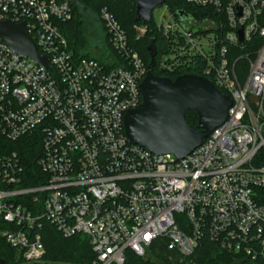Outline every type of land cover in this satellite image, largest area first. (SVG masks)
Listing matches in <instances>:
<instances>
[{
  "label": "built area",
  "instance_id": "2783aa9c",
  "mask_svg": "<svg viewBox=\"0 0 264 264\" xmlns=\"http://www.w3.org/2000/svg\"><path fill=\"white\" fill-rule=\"evenodd\" d=\"M187 2L213 8L217 19L182 30L170 55L206 60L203 76L232 105L225 122L178 159L125 133L148 68L111 11L101 9L100 18L123 59L115 67L70 48L60 24L73 18V0H0V20L25 22L50 67L0 40V236L17 250L14 264L41 260L44 222L65 237H86L91 264H125L127 250L145 257L159 239L180 261L209 239L264 264V0ZM170 20L161 19L166 30ZM252 43V57L230 60L231 46ZM240 58L249 63L244 78ZM26 138L40 142L31 173L13 145Z\"/></svg>",
  "mask_w": 264,
  "mask_h": 264
},
{
  "label": "trees",
  "instance_id": "16d2710c",
  "mask_svg": "<svg viewBox=\"0 0 264 264\" xmlns=\"http://www.w3.org/2000/svg\"><path fill=\"white\" fill-rule=\"evenodd\" d=\"M62 1V0H58ZM74 3V16L71 20L60 24L61 31L67 37L70 48L77 56L97 57L100 61L107 64L109 67L121 65L123 59L112 48L107 33L105 34L106 50L100 55H92L83 51V44L81 42L83 32V20L76 9ZM83 6H88L96 12L107 8L111 11L121 27L126 32L129 46L136 50L144 61L146 67L150 62V54L148 46L151 41H154L156 55L155 66L152 72L157 76L169 77L175 79L181 74H194L198 76L205 75L206 60L200 57L188 60L185 57L182 59L173 58L170 54L175 51V38L182 39L181 31L193 28L188 26L186 19L190 18L195 21H202L205 19H217L216 13L211 7H204L193 5L187 0H166L164 5L171 13V23L175 24L173 29H165L163 24L152 19L149 22L137 21L135 19L136 1L135 0H81L79 2ZM179 11H184L185 14L180 17ZM103 24V22H102ZM139 25H146V34L144 36L138 35L136 31ZM104 26V24H103ZM105 29V27H104ZM106 32V30H105ZM196 32V31H195ZM147 35V36H146ZM258 48L256 43L246 44L243 48L240 46H231L229 58L232 62L240 55L248 54L252 57ZM164 61L167 65L176 66V72L162 67L160 62ZM248 59L240 58L236 62V71L240 78H244L248 72ZM187 121L190 124L197 125L198 116L194 111H187ZM23 143H14L15 149L18 150L26 160L29 167V172L35 171V152H40V142L26 138ZM38 155V154H37ZM32 180L29 181L31 183ZM42 235L45 246V253L42 256L40 264H91L95 259V253L89 240L82 235H74L65 237L60 234L57 229L48 222H44L42 227ZM127 261L125 264H156L162 262L163 264H175L172 260H177L176 253L168 250L166 241L159 239L152 244L150 257H139L131 250L126 251ZM172 256L173 259H168ZM0 257L8 264H14L18 259V252L15 248L6 243L4 238L0 236ZM188 264H251L249 259L244 258L240 254H235L221 248L216 243L209 239H204L201 245L195 252L186 258Z\"/></svg>",
  "mask_w": 264,
  "mask_h": 264
},
{
  "label": "water",
  "instance_id": "95a60500",
  "mask_svg": "<svg viewBox=\"0 0 264 264\" xmlns=\"http://www.w3.org/2000/svg\"><path fill=\"white\" fill-rule=\"evenodd\" d=\"M137 21L149 22L155 8L166 0H135ZM182 17L185 12L179 11ZM0 40L13 51L40 65L49 67L48 57L41 55L25 22L0 20ZM240 42H243L240 31ZM150 62L140 84L142 103L124 117L125 133L131 143L155 154H173L183 159L196 149L228 116L232 99L211 80L194 74H181L175 79L157 76L154 41L148 46ZM256 98L252 97V102ZM198 116L197 125L187 121V111ZM0 264H8L0 257Z\"/></svg>",
  "mask_w": 264,
  "mask_h": 264
},
{
  "label": "rangeland",
  "instance_id": "374dc122",
  "mask_svg": "<svg viewBox=\"0 0 264 264\" xmlns=\"http://www.w3.org/2000/svg\"><path fill=\"white\" fill-rule=\"evenodd\" d=\"M76 4V9L79 15L82 17V20L84 22L83 24V32L81 37V42L83 44V51L88 52L92 55H100L103 51L106 50V43H105V29L102 24L101 18H100V12H96L93 9L89 8L88 6H83L79 2L81 0H74ZM164 13H166L164 15ZM171 13L168 9L165 8V5H159L157 8L153 10V17L154 20L157 22H161V19L163 18L164 21H167V19L170 16ZM186 22L188 23V26L190 27H199L205 28L207 24L201 22V21H195L191 20L190 18L186 19ZM209 26V25H208ZM207 26V27H208ZM146 25H139L137 27L136 31L138 32V35L144 36L146 34ZM196 29V28H195ZM147 36V35H146ZM150 253L145 256L144 258H149ZM168 259H173L169 255ZM40 260L35 262H20L18 264H40ZM175 264H188V261L186 259L184 261L180 260H172ZM156 264H163L162 262H156Z\"/></svg>",
  "mask_w": 264,
  "mask_h": 264
}]
</instances>
